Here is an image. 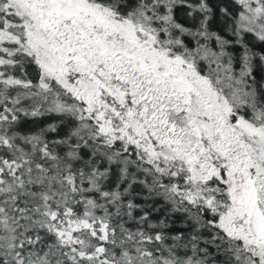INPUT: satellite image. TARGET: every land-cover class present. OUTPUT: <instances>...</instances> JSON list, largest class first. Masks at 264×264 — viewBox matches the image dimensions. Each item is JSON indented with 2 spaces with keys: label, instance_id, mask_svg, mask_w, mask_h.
Returning <instances> with one entry per match:
<instances>
[{
  "label": "snow or ice",
  "instance_id": "1",
  "mask_svg": "<svg viewBox=\"0 0 264 264\" xmlns=\"http://www.w3.org/2000/svg\"><path fill=\"white\" fill-rule=\"evenodd\" d=\"M0 264H264V0H0Z\"/></svg>",
  "mask_w": 264,
  "mask_h": 264
}]
</instances>
